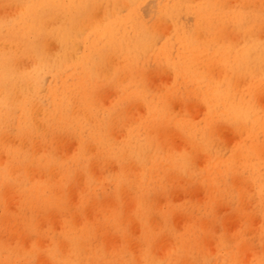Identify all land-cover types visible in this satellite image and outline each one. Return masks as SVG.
<instances>
[{
  "label": "clouds",
  "instance_id": "obj_1",
  "mask_svg": "<svg viewBox=\"0 0 264 264\" xmlns=\"http://www.w3.org/2000/svg\"><path fill=\"white\" fill-rule=\"evenodd\" d=\"M0 264H264V0H0Z\"/></svg>",
  "mask_w": 264,
  "mask_h": 264
},
{
  "label": "bare ground",
  "instance_id": "obj_2",
  "mask_svg": "<svg viewBox=\"0 0 264 264\" xmlns=\"http://www.w3.org/2000/svg\"><path fill=\"white\" fill-rule=\"evenodd\" d=\"M150 7V6H149ZM145 12H146V14H147V12H148V9H145Z\"/></svg>",
  "mask_w": 264,
  "mask_h": 264
}]
</instances>
